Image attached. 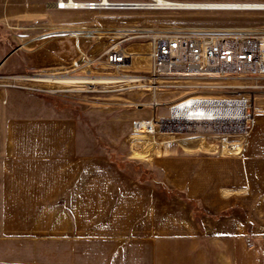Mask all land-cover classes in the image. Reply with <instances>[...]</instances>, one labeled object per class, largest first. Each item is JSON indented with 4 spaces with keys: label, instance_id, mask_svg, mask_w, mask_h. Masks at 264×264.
Masks as SVG:
<instances>
[{
    "label": "rangeland",
    "instance_id": "374dc122",
    "mask_svg": "<svg viewBox=\"0 0 264 264\" xmlns=\"http://www.w3.org/2000/svg\"><path fill=\"white\" fill-rule=\"evenodd\" d=\"M56 1L0 0V76L66 70L80 49L94 57L123 36L264 34V9L60 10ZM124 46L132 68L145 71L150 38ZM50 84L0 78V264L107 258L122 225L129 242L156 234L163 258H218L226 239L264 245V213L251 209L252 196L264 200V87L244 88L254 118L244 132L161 124L150 132L136 122L167 118L181 92H162L154 107L148 91Z\"/></svg>",
    "mask_w": 264,
    "mask_h": 264
},
{
    "label": "built area",
    "instance_id": "2783aa9c",
    "mask_svg": "<svg viewBox=\"0 0 264 264\" xmlns=\"http://www.w3.org/2000/svg\"><path fill=\"white\" fill-rule=\"evenodd\" d=\"M135 3L137 2L57 0L56 7L60 10L97 11L132 7ZM137 37L150 38L149 63L145 71L132 68L133 56L124 46L126 41ZM59 72L84 78L83 82L77 84L55 83L77 88L75 91L79 93L124 94L133 90L148 91L152 97L149 104L154 107L163 103L158 98L162 92H181L179 97L169 103V116L173 120L199 125L219 122L221 118H218V114L185 112L187 109L209 105H244L242 116L248 117L251 116L252 102L244 93V88L264 87L259 83L264 79V34L174 31L123 36L110 42L94 57L80 49L71 67ZM128 104L139 106L142 102L128 101ZM183 104L186 106L181 107ZM157 119L152 116L148 120L137 121L136 125L151 132L160 124ZM150 120L153 123L152 130L148 129Z\"/></svg>",
    "mask_w": 264,
    "mask_h": 264
},
{
    "label": "crops",
    "instance_id": "0c3cea01",
    "mask_svg": "<svg viewBox=\"0 0 264 264\" xmlns=\"http://www.w3.org/2000/svg\"><path fill=\"white\" fill-rule=\"evenodd\" d=\"M259 199L252 196L251 209L255 214L264 213V200ZM76 208L77 206L74 207L75 211L78 210ZM77 226L81 228V225L76 224L74 229H77ZM128 230L129 227L125 228L123 225L115 228L109 238L114 250L111 254L108 249L107 258H59V264H264L262 240H259L258 246L247 250L239 239H226L224 242L228 243L229 248L220 251L218 258H163L156 234L149 233L129 242L126 240ZM223 246L227 247V244L223 243Z\"/></svg>",
    "mask_w": 264,
    "mask_h": 264
},
{
    "label": "bare ground",
    "instance_id": "6f19581e",
    "mask_svg": "<svg viewBox=\"0 0 264 264\" xmlns=\"http://www.w3.org/2000/svg\"><path fill=\"white\" fill-rule=\"evenodd\" d=\"M74 1V0H72ZM134 7L138 8H195V9H264V1H179V0H150L142 1L134 4ZM91 34L90 36H92ZM133 54H141L140 51H132ZM0 78H8L12 80H33L47 83H74L83 82L84 78L69 76L68 74L60 73H33V74H17L11 76H0ZM50 84V85H51ZM6 86V85H5ZM37 87V86H36ZM47 90L52 92L61 91H75L77 88H70L67 86L59 87L58 85L49 86ZM186 104L181 105L185 107ZM245 106H228V105H209L205 107H197L187 109L185 112H196L201 114H218L221 120L219 122H211L202 124L208 128L219 126H232L239 128L242 132L246 130L248 122L254 120L253 116H242ZM185 110V109H184ZM230 114H237L238 116H230ZM162 126H199L198 123L188 121L173 120L170 116L167 118L157 119ZM149 123L152 121H148ZM151 123L148 125V129L152 130ZM153 124V123H152ZM169 128V127H167ZM250 131H246L245 135H249Z\"/></svg>",
    "mask_w": 264,
    "mask_h": 264
}]
</instances>
